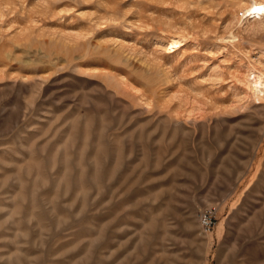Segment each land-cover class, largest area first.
<instances>
[{
    "label": "rangeland",
    "instance_id": "1",
    "mask_svg": "<svg viewBox=\"0 0 264 264\" xmlns=\"http://www.w3.org/2000/svg\"><path fill=\"white\" fill-rule=\"evenodd\" d=\"M247 1L0 0V264H264Z\"/></svg>",
    "mask_w": 264,
    "mask_h": 264
},
{
    "label": "bare ground",
    "instance_id": "2",
    "mask_svg": "<svg viewBox=\"0 0 264 264\" xmlns=\"http://www.w3.org/2000/svg\"><path fill=\"white\" fill-rule=\"evenodd\" d=\"M262 18H264V2H260L258 0H248L239 13L237 24L242 27L246 26L247 29V27L259 22ZM182 39V37L171 34L168 35L165 38L166 50L170 52L179 49L184 43V39ZM221 41H235V36L233 33H229L226 38ZM256 61L258 62V66L248 67L246 71L248 74V78L250 79L249 88L254 94H258L261 92H263L264 94V71L262 70L264 69V56H262V58H257Z\"/></svg>",
    "mask_w": 264,
    "mask_h": 264
},
{
    "label": "built area",
    "instance_id": "3",
    "mask_svg": "<svg viewBox=\"0 0 264 264\" xmlns=\"http://www.w3.org/2000/svg\"><path fill=\"white\" fill-rule=\"evenodd\" d=\"M219 208L216 205L207 206L198 215V228L201 234H210L217 223Z\"/></svg>",
    "mask_w": 264,
    "mask_h": 264
}]
</instances>
